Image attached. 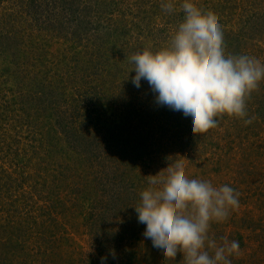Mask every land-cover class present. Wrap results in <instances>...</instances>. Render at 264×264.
Masks as SVG:
<instances>
[{"label": "rangeland", "instance_id": "374dc122", "mask_svg": "<svg viewBox=\"0 0 264 264\" xmlns=\"http://www.w3.org/2000/svg\"><path fill=\"white\" fill-rule=\"evenodd\" d=\"M0 0V264H184L145 239L150 175L183 161L228 185L239 208L209 235L264 264V81L243 119L194 135L192 118L136 88L130 57L168 46L183 0ZM222 26L225 54L264 63V0H192ZM115 253V259L112 257Z\"/></svg>", "mask_w": 264, "mask_h": 264}, {"label": "clouds", "instance_id": "9594fccd", "mask_svg": "<svg viewBox=\"0 0 264 264\" xmlns=\"http://www.w3.org/2000/svg\"><path fill=\"white\" fill-rule=\"evenodd\" d=\"M161 8L172 13L173 0ZM180 8L184 19L168 46L129 58L133 85L140 88L145 80L158 105L191 116L194 135L218 127V118L225 115L251 124L255 117L246 118L247 100L264 81V63L247 55H226L222 26L212 11H202L192 0H183ZM165 169L166 174L150 175L149 187L134 207L138 223L146 225L145 239L170 262L180 253L184 264H232L239 242L221 237L218 243L209 232L213 222L225 221L239 208L240 193L228 185L190 179L183 161ZM106 260L101 257V264Z\"/></svg>", "mask_w": 264, "mask_h": 264}]
</instances>
